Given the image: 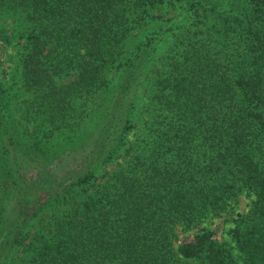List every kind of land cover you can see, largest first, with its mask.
I'll return each mask as SVG.
<instances>
[{
	"label": "trees",
	"instance_id": "trees-1",
	"mask_svg": "<svg viewBox=\"0 0 264 264\" xmlns=\"http://www.w3.org/2000/svg\"><path fill=\"white\" fill-rule=\"evenodd\" d=\"M162 4L178 14H154ZM0 15L13 19L0 38L23 41L41 152L34 165L6 148L17 131L0 83V264H264V0H0ZM108 91L89 137L46 158L42 140ZM145 92L153 109L131 142ZM240 195L227 240L206 223Z\"/></svg>",
	"mask_w": 264,
	"mask_h": 264
},
{
	"label": "rangeland",
	"instance_id": "rangeland-1",
	"mask_svg": "<svg viewBox=\"0 0 264 264\" xmlns=\"http://www.w3.org/2000/svg\"><path fill=\"white\" fill-rule=\"evenodd\" d=\"M167 12L170 13L167 14V17H175L178 14L177 10L165 4L158 5L153 10L154 14H163ZM11 20H13L11 17L0 15V30L4 28L5 24L10 22ZM171 23H174V20L171 21ZM195 27L196 26H193L192 31ZM148 30L149 29H147V31ZM142 34H145L144 29H137L136 27L134 30H132L131 35L125 42V48H123V50L129 52L133 45L138 43L139 40L143 39ZM190 34L191 36H194L192 32ZM182 41H198V38H192L190 40L183 39ZM22 42L23 41H18L16 38H13L11 36L7 37L6 39L0 38V83L6 91L7 118L9 119V123L13 125V130L15 129L17 131L16 139L18 145L14 146L8 141V139L4 143L6 144V148L11 153L14 152L18 159H31V164L35 165V161L37 160L36 157H38L37 155L41 152L32 147L33 137L31 135V131L32 125L34 124L32 122L33 113L32 111L30 112L27 106V103H29V99L31 98V93L24 90L23 80L20 75L19 54L22 51ZM115 65L116 64H114V66H112L109 70L108 77L110 80V87L115 84L116 78L120 71L119 69H121V66ZM160 69L164 70V67L161 66ZM111 94L112 93L109 91L97 93L92 99H90L85 107L81 106L78 111L81 112L80 115L82 117L80 121L78 120V118L74 120L78 123V125L73 132L62 130L60 131V133L55 132L53 138L42 140L40 149H44V152L47 153L48 156H46V158L51 157L55 153L61 152L70 145H77L87 139L93 129H95L98 123L101 121L104 110L110 102ZM146 97V92L139 95L134 110L131 113L132 127L126 137L128 141L134 142L138 137H144L143 135L145 134V132L143 123L149 118L147 109L149 108V106L150 109H153L152 105H150V102ZM80 123L81 126L79 127ZM127 145L128 144H126L125 147H127ZM120 159L116 157L111 163L107 165V169L114 168L115 163ZM77 160L78 158H74L68 163L64 161L61 166L64 168L74 166ZM57 168L60 167L57 165ZM248 202L249 197L240 195L237 199V202L232 203V208L229 209L227 215L225 213H221L219 217L210 218V221L206 223V225L214 228L218 236H222L224 237V239L229 240L230 235L228 234V228L232 226L231 217H233V213H240L245 210L248 207ZM203 225H205V223L199 224L200 227ZM194 230H196V228H194ZM175 232L179 237L186 235L181 232L180 227H177Z\"/></svg>",
	"mask_w": 264,
	"mask_h": 264
}]
</instances>
